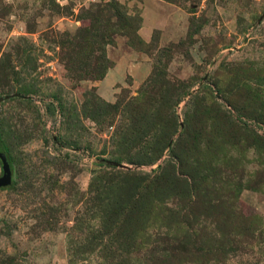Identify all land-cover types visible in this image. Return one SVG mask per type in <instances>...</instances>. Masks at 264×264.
I'll list each match as a JSON object with an SVG mask.
<instances>
[{
  "label": "rangeland",
  "instance_id": "374dc122",
  "mask_svg": "<svg viewBox=\"0 0 264 264\" xmlns=\"http://www.w3.org/2000/svg\"><path fill=\"white\" fill-rule=\"evenodd\" d=\"M164 71L191 85L179 159L133 164ZM0 140V264H264V0H0Z\"/></svg>",
  "mask_w": 264,
  "mask_h": 264
},
{
  "label": "trees",
  "instance_id": "16d2710c",
  "mask_svg": "<svg viewBox=\"0 0 264 264\" xmlns=\"http://www.w3.org/2000/svg\"><path fill=\"white\" fill-rule=\"evenodd\" d=\"M111 4L105 8V11L111 14L112 17H115L117 20L112 25L116 29V33H126L129 34L130 40L132 41V45L135 46L138 41V36L136 35L138 31V23H140V19L138 17H130L126 14V11L120 6L118 3ZM112 34H105V37L110 38ZM104 36V34L102 35ZM135 42V44H134ZM87 58H91L90 55H87ZM110 68V63L106 58H102V62L99 63L97 69L92 71L91 73L96 78H103L108 69ZM157 72L155 75L150 78L149 84L152 87V90H145L142 94V100L146 101L147 108L149 109L147 112H132L131 119L136 121L142 120L143 122L148 121L149 116L151 117L154 114V111H157V106L162 101V108H164V113L166 117V123L164 128L161 129L158 127L157 123H154L152 126L148 128H142V126L134 125L130 130L132 131L131 135H134V148L140 150L139 154L142 156L140 160H133V164H142V165H153L156 164L164 155L165 151L169 150L171 153V158L179 159V154L177 153L180 142L183 140V136L185 132L188 131L189 121L185 122L184 131L181 133L179 140H175L174 137L178 132V123L175 117V108L186 98L190 93L191 85L186 82H173L171 80H167V73L164 71L160 75L162 79H157ZM155 94V97H152V94ZM195 100H197V96L192 98L193 106L195 105ZM191 104V101L189 105ZM195 109H199V105H195ZM111 108L116 109L117 105L111 106ZM141 113V114H140ZM224 119L227 123L231 121V117L229 114ZM229 115V116H228ZM141 122V121H139ZM116 135L118 137L124 138L125 135L118 128ZM1 145V140H0ZM142 145V146H141ZM11 162V161H10ZM119 162V161H118ZM121 163V161H120ZM12 168V167H11ZM123 171V170H122ZM13 172V170H12ZM121 177V174H118ZM123 175V174H122ZM136 174L126 173L125 178L129 179L130 176ZM122 178V177H121ZM155 180H160L158 176L154 177ZM112 181L108 180L107 183H111ZM15 185V181L13 179L12 185L8 186L12 188ZM124 185V183H123ZM123 185L119 187V189H123ZM114 191V188H112ZM121 197V193H115L114 198ZM110 202L113 203V200L110 199ZM111 204L109 203V206ZM125 209V208H123Z\"/></svg>",
  "mask_w": 264,
  "mask_h": 264
},
{
  "label": "water",
  "instance_id": "95a60500",
  "mask_svg": "<svg viewBox=\"0 0 264 264\" xmlns=\"http://www.w3.org/2000/svg\"><path fill=\"white\" fill-rule=\"evenodd\" d=\"M0 160L2 162L3 176L0 178V188H5L12 185L13 172L10 162L5 153H0Z\"/></svg>",
  "mask_w": 264,
  "mask_h": 264
}]
</instances>
